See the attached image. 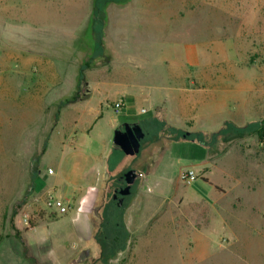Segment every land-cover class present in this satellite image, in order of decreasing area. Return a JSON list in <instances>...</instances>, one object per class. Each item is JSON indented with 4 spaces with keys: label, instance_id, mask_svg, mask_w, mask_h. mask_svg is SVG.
Instances as JSON below:
<instances>
[{
    "label": "rangeland",
    "instance_id": "1",
    "mask_svg": "<svg viewBox=\"0 0 264 264\" xmlns=\"http://www.w3.org/2000/svg\"><path fill=\"white\" fill-rule=\"evenodd\" d=\"M4 1L0 0L1 11ZM23 1L26 5L21 9L28 17L44 13L49 6L56 18L72 10L80 15L85 9L61 3L39 7L41 0ZM91 4L84 46L60 47L53 54L46 45L38 47L43 62L49 57L48 61L69 67L59 71L68 77L74 67L75 85H41L6 69L18 62L20 54L15 52L20 47H30H23L21 37L30 42L43 37L46 42L62 36L64 31L57 29L55 20L54 27L49 22L37 31L29 22L7 25L6 31L0 21V264H9L5 256L11 248H17L13 250L16 257L21 254L27 259V263L17 259L14 264H264V0H91ZM111 9L141 17L136 25L139 35L144 34L135 39L154 40V58L159 62L164 47H171L167 56L175 62L187 45L196 46L203 67L196 74L197 86L208 85L209 73L215 93L223 95L226 90L230 109L239 114L234 123L228 122L215 134L185 138H199L208 147L203 175L225 195L219 215L207 205L192 211L181 207L178 195L190 184L181 182L178 175L177 183L171 182L176 178L173 162L162 154L169 142L183 140L182 131L127 109L122 124H139L145 136L138 155L126 157L118 148L113 155L109 150L113 132L121 126L110 129L104 116L89 134L88 144L94 143L88 154L109 156L111 172L88 216L92 235L84 242L86 236L73 229L76 219L45 208L47 195L42 190L57 176L61 158L69 177L78 179L75 166L81 165L86 154L67 149L62 155L47 143L71 136L89 96L105 105L119 124V45L114 40L103 42ZM148 72L153 77L159 73ZM28 73L32 76L33 71ZM173 73L179 76L180 71L173 68ZM179 147L174 144V154L187 149L193 158L203 156V150L193 144ZM52 169L54 175L48 173ZM129 169L138 178L118 208L109 193L116 177ZM155 175L165 179L168 197L156 196ZM200 183L194 185L201 188ZM205 198L210 204V197ZM19 240L27 249L20 248Z\"/></svg>",
    "mask_w": 264,
    "mask_h": 264
},
{
    "label": "crops",
    "instance_id": "2",
    "mask_svg": "<svg viewBox=\"0 0 264 264\" xmlns=\"http://www.w3.org/2000/svg\"><path fill=\"white\" fill-rule=\"evenodd\" d=\"M53 3H61L67 7L71 5L74 7H85V9L82 11L83 14L80 15L76 14L75 10H72L73 13L68 14L65 12L56 18L54 10L49 6L48 8L46 7L47 9L44 10V13L39 12V14L36 13L35 15L31 13V16L28 17L21 9L26 5L25 1H4L3 9L2 11L0 10V21L3 23V28H6V31L9 29L8 26H13L14 23L18 22H29L33 31H37L41 26L48 27L49 22L54 27V20L57 29L61 28L64 31L62 36L56 35V40L52 41L53 38L51 40L47 38L45 42L44 40L42 41L43 37H39L40 39L31 41L33 44L30 41H26L24 37H21L23 39L22 43H24L23 47H29L30 44V47L34 49H29V47L21 50L20 47L15 52L20 54L18 62H14V65L9 63L6 69L9 71L17 70L16 72L24 76L25 79L29 78L33 82H40L41 85H75L78 73L74 70V67L71 68L73 72H71L69 77L65 72H59L70 68L60 64L57 65L53 61H48L49 57H46V61L43 62L45 57L38 56V53L42 52L38 47L39 45L42 47L46 45L45 47L50 49L48 51L50 54L58 53V48L60 47H81L83 45V34L84 32L85 34L87 33V23L91 12L90 6L92 5L91 0L87 2L83 0H41L37 5L44 7V5ZM110 11L111 13H108L106 17L109 27L107 33L103 36V42L109 43L114 40L119 45V101L123 103V106L119 110V124L113 113L108 111L105 105H101L100 101L97 102V99L89 96L83 101L85 104L80 108V116L73 125L75 129L70 133L71 136L54 139L47 143L48 146H53L62 155L67 149L74 152L82 151L86 154L82 156L81 160L83 161L80 162L81 165L79 164L77 168L75 166V171L77 169V174L79 175L78 179L69 177L70 173L65 170L67 165L65 166L64 160L61 158L58 161L57 176L53 180H48L42 190L46 195L60 199L69 207L66 216L80 221L79 223L75 222L73 229H78V231L86 236L83 238L84 242L90 240L92 235L91 228H93V225L89 221L88 216L93 213L94 203L98 198L101 184L104 180H108L111 172L109 168V156L88 154L90 146L93 148L94 143L92 140V145L88 144L89 140L87 139L89 138V134L92 132L94 125L100 122L104 116L107 117L110 129H114L117 125H123L121 119L126 117L124 112L127 109H133L136 115L148 114L145 119L162 120L172 129L182 131L188 137L190 135L215 134L223 126L227 125L228 122L234 123L236 116L239 114L237 111L230 109L226 90L222 91L223 95L215 93V88L210 83L211 77L209 73L207 74L208 85L203 83V85L197 86L196 74L203 67H201L196 46L187 45L182 51L183 55L181 59L175 62L167 56L172 53L171 47L169 46L168 49L164 47L162 49L163 57L161 54L159 62V58L158 61L154 58V51L157 46L154 40L139 42L135 39V37L139 39L144 34L139 35V27L136 25L137 21L140 22L141 17L121 15L118 9H111ZM144 21L143 19L142 22ZM115 27L119 29V33ZM154 33L152 32L151 34ZM11 35L13 37L16 36L14 33ZM29 36L27 35L26 38L28 39ZM8 37L10 38V36ZM6 46L8 47V44L5 45V48ZM173 68L180 71L179 76L173 73ZM44 70H50L51 72L45 73ZM145 70L147 71L142 74L141 71ZM149 70H158L159 73L153 77L148 72ZM207 70L211 69L207 67ZM29 71H33L32 76H28ZM174 144L180 145L179 149L182 148V144H193L203 150V156L193 158L187 152V149L182 153L174 154ZM115 148L112 145L109 149L113 150V155H115ZM208 155V147L205 144L199 143L195 138L190 140L183 138L180 141L169 142L163 151L162 158L173 162V171L176 174V178L171 182L177 183V175L180 169H192L198 175H201V178H197V181L201 182V188H203V192L205 191L204 195H208V198L210 197L211 199L210 204H207L208 201L205 196L199 193L201 188L194 185L195 181L186 186L183 193L178 195L179 201L182 204L181 207L192 211V209L198 208V205H207L211 208L215 207V212H212L219 215V204L222 203L225 195L224 193L217 192L209 184L208 178L203 175L204 172H207L205 166L209 161ZM162 158L160 164L164 162ZM51 171L52 174L50 175H54L53 169ZM105 177L106 179H104ZM153 178V182L159 184L155 189L156 196L161 198L168 197V186L164 184L166 182L165 179L162 176L157 177V175ZM205 179H207V182ZM205 187L210 189L204 190ZM18 243L20 248H26L27 246L21 240ZM13 244V246H16V243L13 242ZM9 245L12 246V244ZM33 245L37 246L38 244ZM30 246L32 245L30 244ZM15 249H10L11 253L6 254L5 261L9 264H14L18 259L20 263L22 261L23 263H27V259L24 256L22 257L21 254H18L19 257L13 254V250L15 251Z\"/></svg>",
    "mask_w": 264,
    "mask_h": 264
},
{
    "label": "water",
    "instance_id": "3",
    "mask_svg": "<svg viewBox=\"0 0 264 264\" xmlns=\"http://www.w3.org/2000/svg\"><path fill=\"white\" fill-rule=\"evenodd\" d=\"M144 132L141 126L137 123H125L121 128L113 132L112 143L126 157H134L139 154L141 142L144 139ZM186 138V135L183 136ZM124 187L118 192L119 198L116 206L122 207L125 198L129 197L133 185L135 184L138 174L134 169H129L123 173Z\"/></svg>",
    "mask_w": 264,
    "mask_h": 264
},
{
    "label": "built area",
    "instance_id": "4",
    "mask_svg": "<svg viewBox=\"0 0 264 264\" xmlns=\"http://www.w3.org/2000/svg\"><path fill=\"white\" fill-rule=\"evenodd\" d=\"M123 106V103L119 102V110ZM48 173H52L51 170H48ZM178 179L186 184H192L197 181V175L191 169H181L178 172ZM44 206L50 212H53L56 215H66L69 211V207L63 203V201L54 198L51 195H47L44 200Z\"/></svg>",
    "mask_w": 264,
    "mask_h": 264
},
{
    "label": "flooded vegetation",
    "instance_id": "5",
    "mask_svg": "<svg viewBox=\"0 0 264 264\" xmlns=\"http://www.w3.org/2000/svg\"><path fill=\"white\" fill-rule=\"evenodd\" d=\"M123 187H124V178H123V174H121L120 176L118 175L116 177L115 184L113 185V187L109 193L110 199L113 201H116V204H117V201L119 198L118 192Z\"/></svg>",
    "mask_w": 264,
    "mask_h": 264
},
{
    "label": "trees",
    "instance_id": "6",
    "mask_svg": "<svg viewBox=\"0 0 264 264\" xmlns=\"http://www.w3.org/2000/svg\"><path fill=\"white\" fill-rule=\"evenodd\" d=\"M185 134L183 133V135H182V137L184 136ZM187 137V136H186ZM197 140H198V142L199 143H201V144H205L201 139H199V138H196Z\"/></svg>",
    "mask_w": 264,
    "mask_h": 264
}]
</instances>
